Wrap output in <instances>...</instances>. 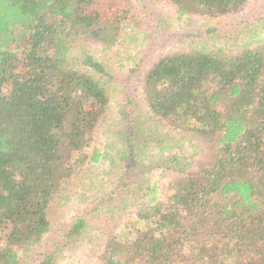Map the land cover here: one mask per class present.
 Masks as SVG:
<instances>
[{"label":"trees","instance_id":"trees-1","mask_svg":"<svg viewBox=\"0 0 264 264\" xmlns=\"http://www.w3.org/2000/svg\"><path fill=\"white\" fill-rule=\"evenodd\" d=\"M162 1L214 20L253 0ZM133 18L129 0H0V264H55L89 222L51 244L55 203L100 162L110 103L111 75L75 50L107 52ZM136 79L155 124L197 152L176 164L169 195L105 232L96 264H264V40L174 51Z\"/></svg>","mask_w":264,"mask_h":264},{"label":"rangeland","instance_id":"rangeland-1","mask_svg":"<svg viewBox=\"0 0 264 264\" xmlns=\"http://www.w3.org/2000/svg\"><path fill=\"white\" fill-rule=\"evenodd\" d=\"M129 4L135 19L113 48L104 53L85 46L75 50L76 55L92 56L111 75L110 103L95 129L100 162L85 172L72 197L59 199L51 211V244L68 242L65 235L77 218L83 215L89 220L55 264H96L104 253L105 232L115 222L121 230L149 202L169 195L170 182L177 178L176 164L189 167L197 152L155 124L139 97L136 76L174 51L216 49L231 54L264 40V0H253L234 18L214 20L178 17L162 0H129ZM216 200V196L210 199ZM182 256L188 257L189 251Z\"/></svg>","mask_w":264,"mask_h":264}]
</instances>
